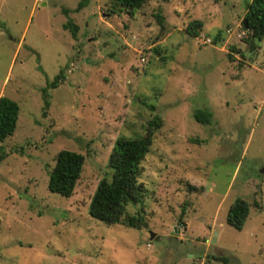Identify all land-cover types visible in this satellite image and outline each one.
I'll return each instance as SVG.
<instances>
[{"label":"rangeland","instance_id":"obj_1","mask_svg":"<svg viewBox=\"0 0 264 264\" xmlns=\"http://www.w3.org/2000/svg\"><path fill=\"white\" fill-rule=\"evenodd\" d=\"M80 1L0 0V97L19 106L0 142V264H264V42L243 26L250 0H149L131 20L88 0L69 14L74 39L62 9ZM194 20L197 38L185 33ZM60 72L44 117L42 89ZM154 117L146 194L126 208L147 227L91 218L113 144ZM61 150L85 157L68 198L48 190ZM238 198L241 231L225 221Z\"/></svg>","mask_w":264,"mask_h":264},{"label":"trees","instance_id":"obj_2","mask_svg":"<svg viewBox=\"0 0 264 264\" xmlns=\"http://www.w3.org/2000/svg\"><path fill=\"white\" fill-rule=\"evenodd\" d=\"M149 0H108L111 14L125 13L129 19H133ZM88 4V0H81L73 10L62 9L67 18L62 28L68 31L76 39L79 28L69 18L71 12H79ZM157 23L163 26V18L156 15ZM247 32L252 38L264 42V0H250L247 5L245 18ZM244 26V25H243ZM202 23L194 20L188 24L185 33L189 37L197 38L202 30ZM158 53V51H156ZM65 82V76L60 72L51 82L42 89L43 116L49 108V90L56 89ZM19 118V106L7 97H0V142L12 136L16 130ZM198 123L210 124L211 113L198 110L194 113ZM161 126V119L154 117L149 121L145 134L137 139L119 138L113 144L109 155L108 167L112 171L110 179L102 178L97 184L92 196L88 214L91 218L105 225H121L127 228L142 229L147 223L141 215H129L126 208L129 204L142 203L146 190L138 182L140 176V164L149 153L153 143L155 132ZM85 157L82 154L69 150H61L55 157V164L50 172L48 190L61 197H70L80 179ZM190 191H198L195 187H188ZM249 216V204L243 199H235L230 205L226 224L236 231H241ZM1 227V221H0Z\"/></svg>","mask_w":264,"mask_h":264},{"label":"water","instance_id":"obj_3","mask_svg":"<svg viewBox=\"0 0 264 264\" xmlns=\"http://www.w3.org/2000/svg\"><path fill=\"white\" fill-rule=\"evenodd\" d=\"M243 25H244V28L247 30V22H246V20H244L243 21ZM150 238H151V240H158V238L157 237H155V235H153V234H151L150 235Z\"/></svg>","mask_w":264,"mask_h":264},{"label":"built area","instance_id":"obj_4","mask_svg":"<svg viewBox=\"0 0 264 264\" xmlns=\"http://www.w3.org/2000/svg\"><path fill=\"white\" fill-rule=\"evenodd\" d=\"M204 44H206V43H209V41H205V42H203Z\"/></svg>","mask_w":264,"mask_h":264},{"label":"crops","instance_id":"obj_5","mask_svg":"<svg viewBox=\"0 0 264 264\" xmlns=\"http://www.w3.org/2000/svg\"><path fill=\"white\" fill-rule=\"evenodd\" d=\"M42 4H44V3H42Z\"/></svg>","mask_w":264,"mask_h":264}]
</instances>
